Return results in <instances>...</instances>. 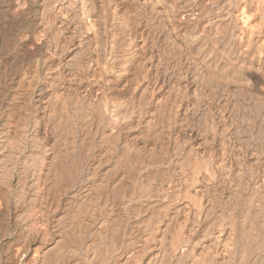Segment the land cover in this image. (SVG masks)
<instances>
[{"label": "bare ground", "instance_id": "bare-ground-1", "mask_svg": "<svg viewBox=\"0 0 264 264\" xmlns=\"http://www.w3.org/2000/svg\"><path fill=\"white\" fill-rule=\"evenodd\" d=\"M214 90L264 119V0H0V264H264Z\"/></svg>", "mask_w": 264, "mask_h": 264}, {"label": "rangeland", "instance_id": "rangeland-1", "mask_svg": "<svg viewBox=\"0 0 264 264\" xmlns=\"http://www.w3.org/2000/svg\"><path fill=\"white\" fill-rule=\"evenodd\" d=\"M166 26V24L164 23L163 24V26L162 27H164V28H162V30H163V35H167L166 37H164L165 39H167L170 35H168V33H170V30H169V28L167 29V27H165ZM151 28V29H150ZM148 29L150 30L149 32H150V38L152 37L153 38V33H154V31H153V28H152V26H151V23H149V25H148ZM166 30V31H165ZM169 30V31H168ZM165 32L167 33V34H165ZM184 58V57H183ZM183 61H184V59H183ZM188 63H189V65H191L192 63H190L189 61H187V63H186V61L184 62V65L182 64H180L179 66H180V68H181V70H179V73H180V75L183 73V72H186V74H188L189 76H190V78L192 77L193 78V76H194V74L196 73V71L195 70H193L192 68H194V65H191L190 67H189V65H188ZM187 66V68H186V66ZM178 66V65H177ZM179 66L177 67L178 69H179ZM182 67H183V69L185 70V71H183L182 72ZM73 68H74V66H73ZM189 69V70H188ZM195 69V68H194ZM191 70V71H190ZM193 70V71H192ZM189 71V73H187ZM195 71V72H194ZM182 72V73H181ZM190 72H191V74H190ZM193 72V73H192ZM185 74V73H184ZM192 80V79H191ZM193 82H195V86H197L196 84V82H197V80L196 81H194V80H192ZM192 82V83H193ZM199 84V86L201 87L202 85L204 86V84L202 83V85H201V82L199 81L198 82ZM194 84V83H193ZM219 92L217 93L215 90H214V92L212 93L213 94V96H212V94H211V92L207 95V96H205V97H203V99H202V97H201V99L203 100V104H204V101H206V102H211V106H212V108L213 107H215V109H214V111L215 112H217L218 110H220V107H221V109H223V110H225V111H227V114L230 116L229 117V120H230V124H231V126H233V127H235V126H241V129H242V133H243V136H242V138H241V143H244L245 145H247V146H250V147H247V146H244V148L245 147H247V149L245 148V150H247L246 152L248 153L247 155L249 156V157H252V154L251 153H249V152H252V151H254L255 149L254 148H259L260 150L262 149V151L264 152V147H263V145H264V128H263V125L262 124H264V119H262V116L259 114V113H257L258 112V109L259 108H255L254 106V108L252 109V107H251V109H252V111H251V109L250 108H248V106H247V101H248V97L247 98H245V97H243V98H245L244 100L246 101V102H244V101H241L240 103H242L243 102V105L242 104H240V105H237V107H236V105L234 104V101L229 97V96H227V94L225 93V92H223V91H220V90H218ZM211 94V95H210ZM216 94V95H215ZM222 94V95H221ZM211 97H210V96ZM221 95V96H220ZM227 96V97H226ZM222 97V98H221ZM225 97V98H224ZM207 98H208V100H207ZM209 98H211L210 100L211 101H209ZM215 99V100H214ZM218 99V100H217ZM230 99V100H229ZM201 100V101H202ZM212 100H214V101H212ZM223 101V102H222ZM230 101V102H229ZM219 102V103H218ZM220 104V105H219ZM222 104V105H221ZM234 104V105H233ZM226 105V106H225ZM220 106V107H219ZM229 106V107H228ZM235 108H234V107ZM239 106H240V108H239ZM227 108V109H226ZM237 108H239L240 110H241V112L243 113V118L244 119H238V117H237V115L235 114V113H237V111H234L235 109H237ZM244 110H243V109ZM233 109V110H232ZM243 110V111H242ZM253 110H254V112H253ZM246 111V112H245ZM256 111V112H255ZM233 112V113H232ZM259 112H260V110H259ZM230 113V114H229ZM251 113V114H250ZM256 115V116H255ZM245 116V117H244ZM247 116V117H246ZM251 116H253V117H251ZM260 118H259V117ZM202 117H204V116H202ZM235 117V118H234ZM256 117V118H255ZM255 118V119H254ZM238 119V120H237ZM255 121H254V120ZM259 119V120H258ZM233 120V121H232ZM245 120V121H244ZM253 122H252V121ZM237 121V122H236ZM259 121V122H258ZM233 122V123H232ZM249 122V123H248ZM251 122V123H250ZM261 122V123H260ZM263 122V123H262ZM242 123V124H241ZM244 123H245V125H244ZM258 123V124H257ZM239 124V125H238ZM253 124L255 125V126H253ZM260 124V125H259ZM249 125V126H248ZM244 126V127H243ZM259 126V127H258ZM243 127V128H242ZM261 127V128H260ZM263 132V133H262ZM242 133L240 134V135H242ZM246 134V135H245ZM251 134V135H250ZM261 134H263V135H261ZM253 136V137H252ZM258 136H259V138H258ZM246 137V138H245ZM263 137V138H262ZM255 139V140H254ZM259 139V140H258ZM257 143H256V142ZM261 141V142H260ZM251 142V143H250ZM255 145H254V144ZM243 144V145H244ZM260 144V145H259ZM256 145H257V147H256ZM259 145V146H258ZM255 146V147H254ZM253 150H252V149ZM249 149V150H248ZM251 155V156H250ZM258 165V164H257ZM254 166L256 167V165L254 164ZM259 166V165H258ZM257 166V167H258Z\"/></svg>", "mask_w": 264, "mask_h": 264}]
</instances>
